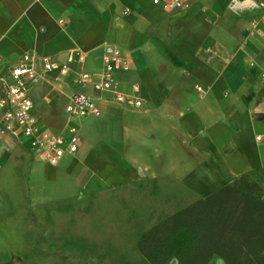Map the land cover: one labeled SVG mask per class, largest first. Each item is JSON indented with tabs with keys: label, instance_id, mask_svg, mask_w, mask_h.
I'll use <instances>...</instances> for the list:
<instances>
[{
	"label": "crops",
	"instance_id": "0c3cea01",
	"mask_svg": "<svg viewBox=\"0 0 264 264\" xmlns=\"http://www.w3.org/2000/svg\"><path fill=\"white\" fill-rule=\"evenodd\" d=\"M261 4L189 0L183 9L163 10L151 0H0V88L23 57L32 58L43 74L30 90L38 128L63 135L75 125L81 136L78 151L56 167L38 162L26 139L0 136V168L7 148L24 145L39 167V185L29 188L33 205L70 202L78 209L86 199L90 210L92 199L122 192L125 203H137L124 208L126 217L132 208L154 212L147 231L218 190L245 182L258 190L264 185V34L251 24L264 30ZM107 46L128 54V70L114 77L124 93L139 85L142 108L104 95L99 117L69 122L64 107L78 90L80 67L71 64L59 77L45 73L42 62L64 63L78 50L83 70L97 76ZM133 221L98 225L110 234L135 227ZM114 232L118 242L122 236ZM141 236H129L130 246L110 264H150L137 247Z\"/></svg>",
	"mask_w": 264,
	"mask_h": 264
},
{
	"label": "rangeland",
	"instance_id": "374dc122",
	"mask_svg": "<svg viewBox=\"0 0 264 264\" xmlns=\"http://www.w3.org/2000/svg\"><path fill=\"white\" fill-rule=\"evenodd\" d=\"M4 155L8 162L0 168V264H97L103 261L110 264L113 256L124 251V246H130L125 243L129 242V236H141L154 220V212H138V208H132L134 210L126 217L124 208L136 207L137 203H125L122 192L92 199L89 203L95 207L91 206L90 210L86 209V199L79 201L83 206L78 209H72L70 202L57 208L33 205L29 188L39 185V167L24 145L7 148ZM246 184L248 187L244 190H255L253 184ZM254 196L264 197V185L256 189ZM88 218L90 223L85 221ZM119 218L132 219L136 226L109 229L122 236L116 242L107 228L98 223ZM127 252L130 254V249L127 248ZM165 264L179 262L169 259ZM208 264L224 262L213 256Z\"/></svg>",
	"mask_w": 264,
	"mask_h": 264
},
{
	"label": "built area",
	"instance_id": "2783aa9c",
	"mask_svg": "<svg viewBox=\"0 0 264 264\" xmlns=\"http://www.w3.org/2000/svg\"><path fill=\"white\" fill-rule=\"evenodd\" d=\"M152 4L163 10H180L187 7L189 0H151ZM264 8V4H261ZM260 22L264 24V14ZM59 24L63 21L59 20ZM259 23H252L259 36L264 30L259 29ZM85 55L81 51H71L64 63L44 60L42 70L45 73L56 71L59 77H65L70 72L71 64H78L80 72L76 74L74 83L78 90L68 99L64 107L67 120L77 121L85 118H97L100 111L97 103L104 95L109 96L113 103L139 110L143 100L139 97V85L133 84L130 93L120 90L114 74L127 71L130 58L127 53L112 46L104 49L102 71L94 76L83 70ZM35 62L30 57H23L18 65L9 73V81L3 82L0 88V136L24 138L34 158L45 165L56 167L65 155L75 154L81 145V136L75 125L67 127L65 134L54 135L48 130H40L37 118L33 113V103L30 90L42 79ZM91 88L97 96L88 94L85 90ZM196 90L201 91L199 87ZM261 136L256 139L261 140Z\"/></svg>",
	"mask_w": 264,
	"mask_h": 264
},
{
	"label": "trees",
	"instance_id": "16d2710c",
	"mask_svg": "<svg viewBox=\"0 0 264 264\" xmlns=\"http://www.w3.org/2000/svg\"><path fill=\"white\" fill-rule=\"evenodd\" d=\"M241 184L160 221L142 234L139 252L150 264H208L213 256L224 264H264V197Z\"/></svg>",
	"mask_w": 264,
	"mask_h": 264
}]
</instances>
